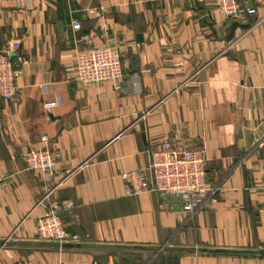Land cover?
<instances>
[{
  "label": "crops",
  "instance_id": "obj_1",
  "mask_svg": "<svg viewBox=\"0 0 264 264\" xmlns=\"http://www.w3.org/2000/svg\"><path fill=\"white\" fill-rule=\"evenodd\" d=\"M241 2L256 15L225 20L212 0H0V50L20 45L17 97L0 102V264H264L201 252L264 250V0ZM82 34L117 37L121 91L64 71ZM43 136L59 155L50 176L23 159ZM163 141L206 151L215 192L193 213L126 193L121 174ZM53 206L79 248L36 237Z\"/></svg>",
  "mask_w": 264,
  "mask_h": 264
},
{
  "label": "built area",
  "instance_id": "obj_2",
  "mask_svg": "<svg viewBox=\"0 0 264 264\" xmlns=\"http://www.w3.org/2000/svg\"><path fill=\"white\" fill-rule=\"evenodd\" d=\"M214 11L225 20L236 19L243 12L255 16V8H246L241 0H212ZM264 19V18H263ZM74 31H81V23L72 22ZM77 42L83 43L76 50L74 61L65 67L79 85L109 82L115 91L122 90L123 68L117 37L105 35L99 45H94L88 34H82ZM19 43H13L0 50V102H8L17 97L16 79L20 69L12 55L18 51ZM139 79L136 75L127 83L132 93H139ZM45 103V110L53 107ZM48 139L43 136L37 147L30 149L24 156V163L29 171L50 176L53 174L59 155L49 148ZM146 166L124 172L121 179L129 196H140L145 193L171 195L183 202V210L193 213L203 206L208 195L215 189L207 183L206 151L203 148L185 147L163 141L153 149L146 151ZM5 175L0 173V186ZM264 189V181L261 183ZM36 237L53 243H78L79 237L66 230L53 206L39 216L35 223Z\"/></svg>",
  "mask_w": 264,
  "mask_h": 264
},
{
  "label": "water",
  "instance_id": "obj_3",
  "mask_svg": "<svg viewBox=\"0 0 264 264\" xmlns=\"http://www.w3.org/2000/svg\"><path fill=\"white\" fill-rule=\"evenodd\" d=\"M136 39L139 40L138 42H140V40L142 39L141 35H138ZM6 244H10V243H6ZM42 244L55 247V248H79V244H76V243L75 244L73 243L59 244V243L42 242L41 245ZM205 251H207L208 253H212V254H222V255H261V256L264 255V250H230V249L201 250V252H205Z\"/></svg>",
  "mask_w": 264,
  "mask_h": 264
}]
</instances>
